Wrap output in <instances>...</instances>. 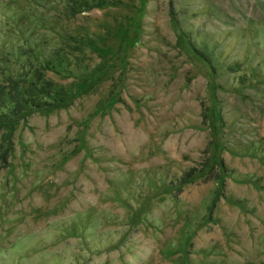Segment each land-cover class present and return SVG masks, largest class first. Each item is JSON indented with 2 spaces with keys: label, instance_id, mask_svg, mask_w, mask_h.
<instances>
[{
  "label": "rangeland",
  "instance_id": "374dc122",
  "mask_svg": "<svg viewBox=\"0 0 264 264\" xmlns=\"http://www.w3.org/2000/svg\"><path fill=\"white\" fill-rule=\"evenodd\" d=\"M34 83L73 97L0 125V264H264V0H0Z\"/></svg>",
  "mask_w": 264,
  "mask_h": 264
},
{
  "label": "trees",
  "instance_id": "16d2710c",
  "mask_svg": "<svg viewBox=\"0 0 264 264\" xmlns=\"http://www.w3.org/2000/svg\"><path fill=\"white\" fill-rule=\"evenodd\" d=\"M87 9V8H86ZM0 91V98L4 99L6 110L0 112V125L13 123L18 117L32 109H48L52 107L64 106L72 100L73 91L64 89H49L32 84L26 90L15 95L16 101H11L10 97ZM13 92L11 93V95Z\"/></svg>",
  "mask_w": 264,
  "mask_h": 264
}]
</instances>
